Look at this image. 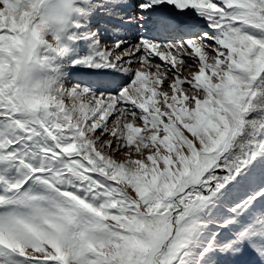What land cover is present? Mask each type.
<instances>
[{"label":"snow or ice","instance_id":"snow-or-ice-1","mask_svg":"<svg viewBox=\"0 0 264 264\" xmlns=\"http://www.w3.org/2000/svg\"><path fill=\"white\" fill-rule=\"evenodd\" d=\"M0 264H264V0H0Z\"/></svg>","mask_w":264,"mask_h":264}]
</instances>
